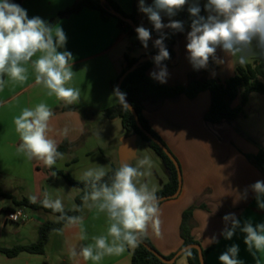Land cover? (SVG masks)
I'll list each match as a JSON object with an SVG mask.
<instances>
[{"label": "crops", "instance_id": "crops-1", "mask_svg": "<svg viewBox=\"0 0 264 264\" xmlns=\"http://www.w3.org/2000/svg\"><path fill=\"white\" fill-rule=\"evenodd\" d=\"M75 2L22 0L21 6L27 10L29 18L39 16L50 22ZM115 2L126 14L136 15L138 26L149 28L152 25L139 11L138 0ZM205 3L206 0H199L201 9H204ZM146 4L151 5L152 0H146ZM187 8L188 5L184 9ZM161 15L163 22L168 23L170 19L176 20L177 14L171 18L163 13ZM202 15L207 13L203 10ZM55 25L61 26L67 34L64 50L72 53L75 72L70 86L80 89V100L68 105L54 95L49 96L46 89L35 84L31 68L27 80L9 81L0 91V192L18 199H29V194L40 196L43 182L54 181L59 176H53V172L64 171L81 180L85 170L97 165L109 170L112 167L117 169L127 159L131 165L139 166L138 156L143 153L157 165L156 175L144 182L157 193L169 180L165 165L154 156L157 154H153V150H148L139 136L125 138L121 119L108 120L102 115L105 109L118 103L112 98L113 82L125 68V55L141 58L152 54L153 47L148 45L145 49L135 37L119 28L117 20L104 21L95 10L84 9ZM190 30V26L187 27L179 40L175 64H165L169 76L163 85L187 86L191 74L196 79L224 81L235 74L238 65L257 58L250 57L241 64L238 57L228 56L217 48L216 58H210L206 68L195 70L186 51V37ZM158 70L153 63L148 75ZM241 92L233 101V108L241 105ZM39 103H46L54 112L49 135L57 140L58 147L65 140L71 143L64 158L51 169L42 162L27 160L16 150L20 140L15 131L14 118L24 108ZM210 105L211 95L204 91L193 99L181 95L160 104L147 103L145 106L144 116L175 155L182 171L180 194L160 204L162 235L157 237L152 234L148 238L164 257L177 254L183 244L180 234L182 215L189 207L195 206L193 235L201 242L202 248L208 250L205 264H220L218 257L233 244L239 246L237 258L244 264H257V261L264 264V253H256L254 258L247 250L244 234L239 229L230 240L222 235L225 227L222 218L229 213H234L241 223L249 219L254 225L264 222V209L258 207L255 193L249 187L257 180H264V173L245 156L256 155L264 144V95L251 94L244 114L233 122L224 121L217 125L207 124L204 120ZM67 106L77 109L65 110ZM65 127L69 129L67 137L59 134ZM17 207L20 206L12 199L0 196V246L28 245L39 238L38 234L29 235L28 238L33 241L22 243L27 237H23V229L6 221L5 211ZM81 215L88 240L80 241L79 229L64 225L50 234L44 254L22 253L9 258L0 253V264H93L80 257L72 258L70 249L75 247L79 251L80 247L91 242L92 236L105 234L108 221L104 214L89 209L85 204ZM44 220L48 221L39 219L40 226L46 222ZM132 250L129 248L120 255L106 256L99 264H133ZM174 264L189 262L187 257L180 255Z\"/></svg>", "mask_w": 264, "mask_h": 264}, {"label": "clouds", "instance_id": "clouds-1", "mask_svg": "<svg viewBox=\"0 0 264 264\" xmlns=\"http://www.w3.org/2000/svg\"><path fill=\"white\" fill-rule=\"evenodd\" d=\"M188 5L187 11L192 17L190 31L187 33L186 51L195 70L206 68L210 58H216L217 48L228 56L238 57L241 64L250 57L264 58V0H206L201 15L199 0H138L139 11L143 13L159 33L154 41L158 54L153 62L159 69L152 71L150 77L161 84L167 83L169 76L164 61L171 58L165 45L167 34L164 29L183 32L184 24L170 19L164 23L162 13L174 17ZM137 39L147 49L151 31L143 25L135 29ZM67 34L59 25H53L39 16L29 18L27 10L12 0H0V91L12 82H23L28 78L29 68L34 73L35 84L47 90L49 96L71 105L80 100V89L70 86L75 72L73 55L64 50ZM126 93L118 86L114 87L112 98L119 102L124 110L132 111L126 100ZM54 117L53 110L46 103L26 107L14 118L15 131L19 136L17 152L29 161L36 160L51 169L57 160L64 158L58 150L57 140L49 135ZM69 129H61L59 134L67 137ZM151 167V161L145 157L139 160V166L127 162L111 171L103 165L90 167L82 173L81 179L87 186L82 202L97 213L106 216L108 227L105 234L92 236L91 242L70 249L72 258L99 264L106 256L120 255L126 249L138 247L146 238L161 233V209L159 197L154 188L141 183L137 178L145 175L142 169ZM56 175L55 172L52 173ZM105 177H108L105 180ZM255 193L257 205L264 209V180H257L249 186ZM246 192L244 196L246 197ZM31 203H40L44 208L58 213V222L79 229V240L89 239L83 227L82 215H68L63 199L45 191L42 196L31 195ZM70 211H80L74 202ZM222 235L232 239L237 229L244 234V244L255 258L256 253H264V222L253 224L249 220L243 223L234 213L226 214ZM184 254L191 256L190 248ZM239 246L231 245L219 257L220 264H244L238 259ZM257 264L259 262L257 261Z\"/></svg>", "mask_w": 264, "mask_h": 264}, {"label": "trees", "instance_id": "trees-1", "mask_svg": "<svg viewBox=\"0 0 264 264\" xmlns=\"http://www.w3.org/2000/svg\"><path fill=\"white\" fill-rule=\"evenodd\" d=\"M12 2L21 5L22 0H12ZM84 9H90L99 12L101 18L104 21H109L110 19L117 20L119 28L125 32H128L130 36L135 37L137 42L142 45L137 39V34L135 33L132 26L127 24L123 20L113 16L110 13V10L113 9L118 13L122 14L124 17L132 19L136 22V15L126 14L117 4V2H115V0H104L103 2H101L100 0H76V2L71 7L59 12L57 17L52 19L49 23L55 25L61 19L69 17L73 14H78ZM202 12L203 9H201V15ZM176 20L183 22L185 30L191 25L192 17H190L187 9H183L182 11L177 13ZM148 29L152 33L151 36L159 38V33L155 31L153 25H151ZM163 31L167 34V38L165 39V45L168 51L170 52L171 56V58L169 60L164 61L163 64L172 66L175 64V61L177 59L178 44L184 31L175 33L170 29H164ZM148 45L153 47L152 54H158V49L154 47V43L149 41ZM144 58L145 56L141 58H134L130 57L129 55H125V68L123 69L122 73L119 75L117 80L113 82V88L118 85L121 76L127 70L135 67L133 71L129 73L124 79L121 85V90L122 92L127 94L126 99L136 110L139 116V120L143 125L144 129L147 130L153 137H155L161 143H163L167 148L168 146L163 141L161 136L152 128L149 121L144 116V110L147 103L160 104L164 100L176 99L181 95H186L188 98L193 99L197 97V95H199L201 92L208 91L211 95V105L208 111L205 113L204 120L207 124L217 125L224 121L233 122L239 116L244 114L245 106L247 105L249 101V96L251 94L258 93L264 95V58H256L252 62L246 63L244 65H238L235 74L224 81L217 79H196L191 74V78L187 86H167L158 83L156 80L152 79L148 75V70L154 63L153 59H150L148 61H141V59ZM240 92L241 105L237 108H233L232 103L239 96ZM64 109L76 110L77 108L75 106H67ZM83 115L85 116V113H83ZM102 115L108 120L121 119L125 138L139 136L143 141H145L149 145V147L153 151H155V153L162 159L165 167L169 172L168 182L156 194L159 198L174 195L179 189V174L176 169V166L166 155V153L139 129L132 112L124 110L118 102L115 106L105 109L102 112ZM70 146L71 143L65 140L60 144L58 150L65 154L69 150ZM245 156L249 160V162H251V164L255 165L261 172L264 173V144L260 146L259 152L256 155L245 154ZM115 169V167H112L110 169L109 175H111V171H114ZM56 174L63 177L69 185L80 190V193L76 197V204L80 206V211L73 212L67 208L66 211L68 215H81L84 206V203L82 202V197L85 191L88 190L86 184L82 181V179H75L70 174L65 173L64 171H56ZM107 179L108 177H105V180ZM0 196L12 199V201L20 207H27L35 211L44 210L56 216L59 215L58 213H53L50 209L44 208L40 203H31L28 198L18 199L12 195L2 192H0ZM195 208V206L189 207L187 210L184 211L182 215L180 234L183 240V244L181 250L190 245L201 246V242L197 240L193 235V230L195 228ZM64 225V222L46 221L39 227V238L36 242L28 245H15L13 247L0 246V253L9 258L17 257L22 253L39 255L44 254L46 246L49 242L50 234L53 231L60 230ZM146 245H149L153 249H155L150 239L146 238L138 247L133 248V264H166L163 263L154 253H152L146 247ZM190 250L192 252L191 256H187L184 253L182 254L183 256L187 257L189 264H201L198 250L195 248H191ZM202 251L205 257L208 250H204L202 248ZM175 255L176 254H173L166 258L171 259Z\"/></svg>", "mask_w": 264, "mask_h": 264}, {"label": "rangeland", "instance_id": "rangeland-1", "mask_svg": "<svg viewBox=\"0 0 264 264\" xmlns=\"http://www.w3.org/2000/svg\"><path fill=\"white\" fill-rule=\"evenodd\" d=\"M145 144H146L147 148H149L148 150H150L151 148L149 147V145L146 142H145ZM152 152H154L153 154H156L155 151H152ZM139 155H140V156H138L139 160L146 157V155L143 153H140ZM154 156H156V158L159 157L158 155H154ZM160 160H161V163L164 164L161 158H160ZM150 161H151V167L149 168V167L145 166V170H144L145 175L137 178L138 181L141 183H144L146 178L151 179V178H153V176L156 175V170L158 169L157 165H155V162L153 160H150ZM125 162L130 164V162L127 161V159L125 160ZM159 172H160V170H159ZM45 191L51 192L53 194V196L61 197L63 199L67 209H70L71 203L74 202L76 204L75 197L80 193L79 189L72 187L71 185H69L66 182V180L63 177H59V176H56L54 181L43 182V184L41 186L40 196H42V193ZM29 195L31 196V195H35V194H29ZM22 208L27 213V215H29L30 220L26 224L25 223H13V224L17 225V228L23 229V237L27 236L25 240H22L23 241L22 243H29V241H33V240H30L28 238L29 235H32V236L33 235L35 236V234L39 235V230H38L40 227L39 219H47L48 221H58L56 215L48 213L44 210H36L35 211V210H32V209L27 208V207H22ZM44 221H46V220H44Z\"/></svg>", "mask_w": 264, "mask_h": 264}, {"label": "water", "instance_id": "water-1", "mask_svg": "<svg viewBox=\"0 0 264 264\" xmlns=\"http://www.w3.org/2000/svg\"><path fill=\"white\" fill-rule=\"evenodd\" d=\"M101 2H103L104 0H100ZM110 13L113 15V16H115V17H117V18H119V19H121V20H123L124 22H126L127 24H129V25H131L132 26V28L134 29V31H135V29L138 27V25L136 24V22L135 21H133L132 19H129V18H126V17H124L122 14H120V13H118L117 11H115V10H113V9H111L110 10ZM136 33V32H135ZM157 38H155V37H153V36H151V39L149 40V41H151L152 43H154V41L156 40ZM155 55L154 54H150V55H147V56H145V58L144 59H141V61H143V60H145V61H148V60H150V59H153V57H154ZM135 68V67H134ZM134 68H132V69H129V70H127L122 76H121V78H120V80H119V82H118V87H119V89L121 90V85H122V83H123V81H124V79L127 77V75L129 74V73H131L132 71H133V69ZM122 91V90H121ZM127 100V99H126ZM127 102L129 103V105L131 106V109H132V114H133V116H134V118H135V120H136V123H137V126L139 127V129L149 138V139H151L154 143H156L165 153H166V155L171 159V161L174 163V165L176 166V169H177V171H178V174H179V189H178V191L174 194V195H172V196H169V197H160L159 198V203H161V202H163V201H165V200H168V199H173V198H176L179 194H180V192H181V187H182V171H181V167H180V165H179V162L177 161V159L175 158V156L171 153V151L163 144V143H161L159 140H157L155 137H153L147 130H145L144 129V127H143V125L141 124V122H140V120H139V116H138V114H137V112H136V110L133 108V106L131 105V103L127 100ZM146 247L152 252V253H154L163 263H166V264H174L175 263V261H176V259L180 256V255H182L183 253H184V249L185 248H195V249H197L198 250V252H199V257H200V262H201V264H205V257H204V255H203V251H202V247L200 246V245H190V246H187V247H185V248H183L182 250H180L173 258H171V259H167L166 257H164L163 255H161L158 251H156L155 249H153L151 246H149V245H146Z\"/></svg>", "mask_w": 264, "mask_h": 264}, {"label": "built area", "instance_id": "built-area-1", "mask_svg": "<svg viewBox=\"0 0 264 264\" xmlns=\"http://www.w3.org/2000/svg\"><path fill=\"white\" fill-rule=\"evenodd\" d=\"M6 221L12 223H26L30 220L29 215L21 207L5 211Z\"/></svg>", "mask_w": 264, "mask_h": 264}]
</instances>
